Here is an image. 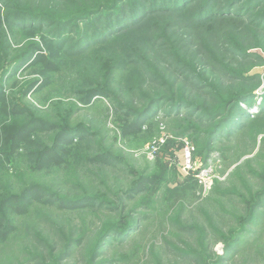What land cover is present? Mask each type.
<instances>
[{
    "label": "rangeland",
    "instance_id": "1",
    "mask_svg": "<svg viewBox=\"0 0 264 264\" xmlns=\"http://www.w3.org/2000/svg\"><path fill=\"white\" fill-rule=\"evenodd\" d=\"M46 1L18 0L15 6L45 17H65L78 12L74 4L88 10L108 0H57L59 9L46 6ZM163 20L154 18L99 45L89 35L80 49L77 43L86 21L72 22L57 36L65 49L58 52L61 68L49 85L23 95L38 78L30 64L3 81L8 100L37 121L25 128L34 130L32 144L20 146L16 154L10 152L11 135L29 119L0 115V125L10 131L0 148V203L2 197L18 196L34 186L70 202L91 196L102 202L82 209L33 203L24 214H6L0 205V223L13 227L0 239V264H264V49H248L258 54L249 58L252 67L245 74L256 77L257 83L245 82L253 96L240 101L235 120L209 143L213 124L203 121L201 112L192 110L197 120L185 116L189 108H170L175 105L170 97L180 96L182 89L197 92L184 88L162 58L166 51L179 52L188 41L191 52L181 47L180 53L195 54L206 33L186 37V44L171 43L181 33ZM18 29H9V48L0 49V72L38 40L29 36L30 30ZM45 31H50L46 24L41 29ZM72 46V52L66 50ZM130 55L148 57L147 63L120 64ZM166 61L175 63L172 56ZM185 61H193L195 72L219 81L204 96L193 98L205 109L217 111L218 95L237 91L228 86L235 81L221 78L196 59L186 56ZM98 87L107 88L109 97L82 101ZM162 94L166 98L147 115L140 132L123 136L126 107L141 109ZM77 127L90 134L88 140L81 138L80 151H72L66 163L38 170L37 158L30 153L40 146L34 145L50 147L61 129ZM202 167L208 168L207 175L200 174ZM139 182L142 190L126 199ZM123 227L132 228L121 234Z\"/></svg>",
    "mask_w": 264,
    "mask_h": 264
},
{
    "label": "trees",
    "instance_id": "2",
    "mask_svg": "<svg viewBox=\"0 0 264 264\" xmlns=\"http://www.w3.org/2000/svg\"><path fill=\"white\" fill-rule=\"evenodd\" d=\"M15 2L17 3L18 0H0V49L2 50L3 48L4 51L6 47V50H8L9 46L6 45L7 33L10 32L13 26H18V30H25L26 32L30 30L28 32L29 36L33 37L37 35L38 40H35L36 42L27 48L26 52L20 57L4 66L0 72V115L5 117L15 119L26 116L28 118V115L24 113V107L14 103V101L11 103L8 100L3 91V81L7 76H13L19 66L30 64L36 70L38 78L28 84L23 95H26L29 91L39 90L49 85L52 76L59 72L61 68L62 61L58 56V52L60 49H65L64 46H61V43L58 44L56 42L59 38L57 36L61 34L60 28L69 26L75 21H86V31L84 35L80 36V42L77 43L78 49L86 43L89 35L96 39V45H99L104 43V40H110L111 38L120 37L126 33L138 30L152 19L161 17L166 18L163 21L168 22L169 26L176 33H181L179 36L176 35L175 39L177 40L173 39L171 43L181 40L186 44V37L190 40V37L196 32L201 31L206 33L202 35L201 47L195 48V54L180 53L182 52L181 47L191 52L188 49V45L190 44L188 41L186 46L179 47V52H177V48L173 52L166 51L164 55L162 54V58L164 65L168 64L171 66L173 76L179 80L184 88L198 93L193 95L182 89L180 93L182 97H170L173 101L169 102L175 104L170 106V108H189L185 116L188 115L197 120L198 118L195 117V114L196 112H201L202 116L205 117L203 121L213 124L212 129L208 133L209 143H212L227 124L235 120L237 112L240 111V101L253 96V88L249 87L248 89L245 87V82L251 81L257 83L254 81L256 77L245 74L252 67L249 58L252 56L254 58L258 55L257 53L255 55L251 51H248V49H264V0H108L88 10L81 7L76 9L77 6L82 4H74L73 7L78 12L65 17H45L38 15L37 12H35L36 14H32L29 13L34 12L31 9H18L15 6ZM45 4L46 6L59 9V1L57 0H47ZM42 10L38 11L42 12ZM176 17H179V19H175ZM44 24L50 27V31L41 32ZM92 25L95 27H92ZM215 31L217 32L216 35L212 36L211 32ZM104 32V35L101 34ZM66 50L72 52L73 46L66 48ZM178 54L180 57H178ZM171 56L174 58V65L166 61ZM181 56L184 57V60L186 56L190 59H196L202 62L204 66L207 65L208 68L218 72L221 78L235 81V84L228 86L237 91L234 92L232 90L225 95H218L219 99L217 101L221 104L217 111H212L207 107L208 110L205 109L201 103L194 101L193 98L200 95L204 96L208 90L214 89V86L217 87L215 83L218 80L206 77L205 73L203 74L200 71L195 72L192 69L194 65L193 61L184 62ZM147 59L148 57L143 56L138 58L130 55V57L122 59L120 64L130 65L140 60L147 63ZM244 63H248V65H243ZM231 65L234 66L231 67ZM235 65H238L239 69ZM126 79L127 77L123 79V82ZM112 83H115V81L112 80ZM205 90L207 91L205 92ZM97 96L109 97L107 88L98 87L92 89L82 98V101L89 103L91 99ZM163 98H166L163 94L160 98H152L141 109L127 106L123 112V118L125 121H128L121 128V134L123 136L138 134L147 115ZM192 110L195 111V114L192 113ZM28 119L11 135L10 152L20 154L17 152L20 146L26 149L27 146L29 147L32 144L30 137H32L34 130L25 128L35 125L37 119L33 117ZM240 125H242L241 122ZM51 128H53V125H50ZM9 136L10 131H7L6 127L0 125V148L9 139ZM81 138H85L86 140L90 138V134L84 128L77 127V129L73 130L61 129L56 133V139L52 146L45 147L41 144H35L34 147L40 146V149L36 151L33 149L30 154L34 159L37 158L36 168L42 170L66 163L72 156V151H80V144L83 143ZM87 149L88 147H84V150ZM103 159L108 161L107 156H104ZM2 165L3 160L0 155V167ZM142 186V182L137 183L135 188L131 189L125 198H133L135 193H139L142 190ZM101 202L100 198L94 196L70 202L63 197L54 196L44 188L41 189L34 186L25 189L18 196L10 195L2 197L0 205L3 207L2 211L6 214H24L33 203H40L44 206H53L57 203V208L82 209L98 206ZM123 228L125 229H121V234L130 232L129 230L132 227L128 229L126 227ZM12 229V226L0 223V239H5ZM119 230L109 231L106 233V236H112V234L120 232ZM67 255L68 253L65 256ZM98 257L99 254L93 256L92 259L96 260Z\"/></svg>",
    "mask_w": 264,
    "mask_h": 264
},
{
    "label": "built area",
    "instance_id": "3",
    "mask_svg": "<svg viewBox=\"0 0 264 264\" xmlns=\"http://www.w3.org/2000/svg\"><path fill=\"white\" fill-rule=\"evenodd\" d=\"M208 171L209 170L206 167H204V168L202 167V169L199 170L200 174H205V175H207Z\"/></svg>",
    "mask_w": 264,
    "mask_h": 264
}]
</instances>
